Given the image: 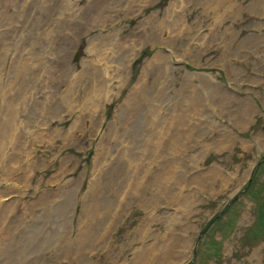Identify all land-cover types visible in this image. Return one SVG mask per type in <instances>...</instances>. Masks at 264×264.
<instances>
[{
    "label": "rangeland",
    "instance_id": "obj_1",
    "mask_svg": "<svg viewBox=\"0 0 264 264\" xmlns=\"http://www.w3.org/2000/svg\"><path fill=\"white\" fill-rule=\"evenodd\" d=\"M9 129L0 264H264V0H0Z\"/></svg>",
    "mask_w": 264,
    "mask_h": 264
},
{
    "label": "trees",
    "instance_id": "obj_2",
    "mask_svg": "<svg viewBox=\"0 0 264 264\" xmlns=\"http://www.w3.org/2000/svg\"><path fill=\"white\" fill-rule=\"evenodd\" d=\"M260 170V169H259ZM259 178H260V171L257 172V174L254 176L253 181H251L252 183L249 185L248 189H247V193H250V196L258 201L259 203L261 201H264L262 196V193L264 192V186L260 187V182H259ZM263 182V181H262ZM264 185V182H263ZM263 191V192H262ZM256 227H258L260 230L262 227H264V214L261 213L260 215L258 214V218H257V223H256Z\"/></svg>",
    "mask_w": 264,
    "mask_h": 264
},
{
    "label": "bare ground",
    "instance_id": "obj_3",
    "mask_svg": "<svg viewBox=\"0 0 264 264\" xmlns=\"http://www.w3.org/2000/svg\"><path fill=\"white\" fill-rule=\"evenodd\" d=\"M129 68V67H128ZM111 95H109V97H110ZM11 134H10V129L7 131V139H6V142H4V137L2 138V140H1V143H0V159L2 158V156H3V154H5L4 153V151H5V149L6 148H8V147H11V149L12 150H16V148L18 147V143H19V141H18V139L16 138V140L14 141L13 140V137L12 138H10L11 136H10ZM13 142H12V141ZM178 141V140H177ZM177 141H175V144L174 145H177L176 143H177ZM11 150V151H12ZM13 151V152H14ZM7 153V152H6ZM7 155H9V154H6V156ZM184 255V256H183ZM183 255H178V256H176V257H178V261H175L176 263L175 264H182L184 261V257H189V255H188V253H184ZM169 257L171 256V255H168ZM181 258V259H180ZM171 259V258H170ZM170 259H168L169 261H170ZM139 262V264H142V257H140V259L138 260ZM183 261V262H182ZM168 262V261H167ZM173 262V261H172ZM171 262V263H172ZM157 264H165V262H160V263H157ZM174 264V263H173Z\"/></svg>",
    "mask_w": 264,
    "mask_h": 264
}]
</instances>
